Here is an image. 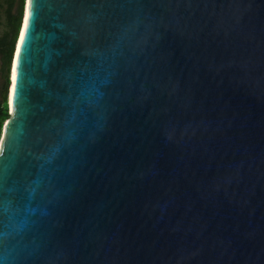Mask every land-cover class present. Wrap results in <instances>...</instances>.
<instances>
[{
	"label": "water",
	"instance_id": "1",
	"mask_svg": "<svg viewBox=\"0 0 264 264\" xmlns=\"http://www.w3.org/2000/svg\"><path fill=\"white\" fill-rule=\"evenodd\" d=\"M7 79L0 264H264V0H23Z\"/></svg>",
	"mask_w": 264,
	"mask_h": 264
},
{
	"label": "trees",
	"instance_id": "2",
	"mask_svg": "<svg viewBox=\"0 0 264 264\" xmlns=\"http://www.w3.org/2000/svg\"><path fill=\"white\" fill-rule=\"evenodd\" d=\"M22 5L23 0H0V11H3L5 19V29L0 34V54L7 67L11 59L13 45L20 25ZM7 84L8 79L5 80L4 91H6ZM5 98L4 95L0 105V133L3 122L9 116Z\"/></svg>",
	"mask_w": 264,
	"mask_h": 264
},
{
	"label": "snow or ice",
	"instance_id": "3",
	"mask_svg": "<svg viewBox=\"0 0 264 264\" xmlns=\"http://www.w3.org/2000/svg\"><path fill=\"white\" fill-rule=\"evenodd\" d=\"M27 2L29 4H31L32 0H27ZM30 16H31V13L26 9L25 14H24V24L20 30L19 41L16 44V57H17V59L13 61V67H12L13 93H15V90H16L17 62H18V58H19L20 53H21V46L25 41L26 32H27V29L29 27Z\"/></svg>",
	"mask_w": 264,
	"mask_h": 264
},
{
	"label": "flooded vegetation",
	"instance_id": "4",
	"mask_svg": "<svg viewBox=\"0 0 264 264\" xmlns=\"http://www.w3.org/2000/svg\"><path fill=\"white\" fill-rule=\"evenodd\" d=\"M8 72H9V65L7 67L4 64L3 57L0 54V105H1V102L3 100L4 95L6 93V91H4V84H5V80L8 78Z\"/></svg>",
	"mask_w": 264,
	"mask_h": 264
},
{
	"label": "rangeland",
	"instance_id": "5",
	"mask_svg": "<svg viewBox=\"0 0 264 264\" xmlns=\"http://www.w3.org/2000/svg\"><path fill=\"white\" fill-rule=\"evenodd\" d=\"M0 16H1L0 17V34H1L2 31L5 29V24H4L5 19H4V13H3V11H0Z\"/></svg>",
	"mask_w": 264,
	"mask_h": 264
},
{
	"label": "bare ground",
	"instance_id": "6",
	"mask_svg": "<svg viewBox=\"0 0 264 264\" xmlns=\"http://www.w3.org/2000/svg\"><path fill=\"white\" fill-rule=\"evenodd\" d=\"M12 76V75H11Z\"/></svg>",
	"mask_w": 264,
	"mask_h": 264
}]
</instances>
